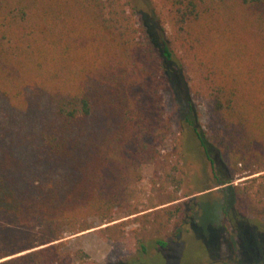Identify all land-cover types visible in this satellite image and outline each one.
Returning <instances> with one entry per match:
<instances>
[{
    "label": "trees",
    "instance_id": "16d2710c",
    "mask_svg": "<svg viewBox=\"0 0 264 264\" xmlns=\"http://www.w3.org/2000/svg\"><path fill=\"white\" fill-rule=\"evenodd\" d=\"M163 1L214 103L212 127L233 175L217 186L232 184L242 209L264 210V0ZM0 29L20 32L15 49L46 73L38 89L54 110L35 143L1 158L0 264L82 260L66 234L98 221L111 241L137 225L140 255L197 225L210 188L182 200L185 170L164 152L173 124L163 93L175 55L134 9L123 0H0ZM148 167L149 193L141 188ZM237 177L248 179L235 185Z\"/></svg>",
    "mask_w": 264,
    "mask_h": 264
},
{
    "label": "rangeland",
    "instance_id": "374dc122",
    "mask_svg": "<svg viewBox=\"0 0 264 264\" xmlns=\"http://www.w3.org/2000/svg\"><path fill=\"white\" fill-rule=\"evenodd\" d=\"M123 2L129 11L135 10L139 23L149 27L152 38L169 45L175 55L166 74L163 93L165 109L173 124V134L164 152L171 154L185 170L182 200L194 198L196 195L185 196L202 189L210 188L207 192L211 193L202 203L203 214L197 225L181 234L167 249H152L140 255L131 234L137 225L128 228L130 234L125 239L111 241L101 232L103 226L98 221L95 229L77 235L66 234L69 250L86 254L72 264H264V210L242 209L237 205L232 184L217 186L233 175L212 127L214 103L202 82L197 63L174 40L167 5L163 0ZM18 34L17 30L0 29V39L5 38L1 52L3 49L8 53L2 60L0 54V161L8 148L16 150L19 144L35 143L43 126L54 119L52 104L38 89L47 75L34 68L33 62H27L26 51L15 49ZM152 176L153 169L146 168L141 183L144 192L151 191ZM247 179L237 177L233 184ZM173 190L172 187L160 194L164 198ZM236 205L246 211V219L232 210ZM225 210L229 211L228 216Z\"/></svg>",
    "mask_w": 264,
    "mask_h": 264
}]
</instances>
